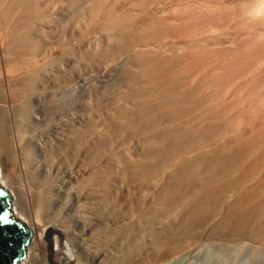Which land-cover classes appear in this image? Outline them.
<instances>
[{
  "label": "bare ground",
  "instance_id": "6f19581e",
  "mask_svg": "<svg viewBox=\"0 0 264 264\" xmlns=\"http://www.w3.org/2000/svg\"><path fill=\"white\" fill-rule=\"evenodd\" d=\"M235 1L0 0V186L33 233L20 264H125L139 216L140 242L174 257L210 237L165 235L187 199L228 244L264 246L261 37L215 46L249 9ZM65 33L79 60L60 56ZM79 61L106 86L120 71L105 115L76 95ZM172 183L193 189L179 209L156 197Z\"/></svg>",
  "mask_w": 264,
  "mask_h": 264
},
{
  "label": "rangeland",
  "instance_id": "374dc122",
  "mask_svg": "<svg viewBox=\"0 0 264 264\" xmlns=\"http://www.w3.org/2000/svg\"><path fill=\"white\" fill-rule=\"evenodd\" d=\"M240 1L243 3V6L249 8L248 10H250V11H248L246 9V11L244 10V12H242V14H239V13L237 15L235 14L236 18H234V21H232L231 26H234L235 24L236 25L233 28H229V32H228L227 28H228V26L230 24V22H229L228 26H226V28L224 29L228 33L227 32H225V34L223 33V36H225V35L226 36L225 37L221 36L222 37L221 38V42L219 43V41H220V39H219L217 44H215V46H218V44H220V47H223V45H227V44H231V45L236 44L237 46L235 45V47L238 48V45L242 44V45L239 46V48H240L241 46L242 47L244 46V44L242 42H244V40H246L247 37H252L254 39L258 38V37H261V41L262 42L261 41H259L260 43L257 42V47L255 49V56H264V0H240ZM200 2H198V3H200ZM235 2L241 3V2H239V0H236ZM174 6H177V4L176 5L173 4V7ZM244 13H245V16H246V14H248L247 17L248 16L249 17L247 18L245 16H242ZM252 19H254L253 20L254 22L252 21ZM233 22H235V24H233ZM248 22H251V23H248ZM240 27H242V28H240ZM251 27H253V29ZM231 29H232V31L235 34L231 31ZM234 29H236V30H234ZM93 31L89 35L90 38L87 39L90 42H92L94 39L99 37L98 36L99 33L95 32L97 30L95 29ZM91 34L94 35V37L92 36L93 39L91 38ZM230 34H232V36ZM95 36H96V38H95ZM63 37H65V38L62 40L63 41L62 42L63 45L61 46L60 56L62 55L63 57H65V56L67 57V55L70 54V56H71L74 53L73 54L74 56L72 55L73 58H77V59L79 57L81 58L83 56L82 52H84V49H83L84 46L83 45L80 46V44H82V42H80L81 39H80V41H78L79 39H77L75 37H74L75 40L73 38L71 39L70 37H67L66 33L63 35ZM241 39H242V41H241ZM238 40L240 41V43H239ZM78 42H79V44H78ZM87 63L88 62L82 63L81 61H79L78 65L80 67H82V68L78 67V70H79V72H78L79 73L78 74V81H77L78 89H77L76 95L79 98L90 99L92 101V103L95 104V107H94L95 108V112L105 115L104 111L106 109L107 102H109L108 101L109 100V98H108L109 94L108 93L113 91L114 88H121V85H120L121 83H119L120 81L118 80L120 71L116 72L117 73L116 77H115V75H113L111 77H108V80H110L112 83L110 82L111 84L106 86L104 83L101 82V80H100L101 78H98V77H100V74L97 72V70L95 68L93 69V67L92 68H90V67L87 68L86 67ZM262 67L264 69V64L262 65ZM125 73L126 74H124V78H125L124 82L127 81V78H129V76H131L130 77V81H136V78L133 77L134 75L129 74L128 71H125ZM95 76H98V77H95ZM132 79H135V80H132ZM111 85H113V86H111ZM166 128L169 129L168 127H166ZM158 131H159V127H158ZM139 136L140 135H135V137H139ZM131 138L133 140L134 137H131ZM163 142H164V144H163ZM131 143L137 145V143L133 140L132 142H130V143L128 142L127 143V145H126L127 148H129V146H130L129 144H131ZM160 144H162V145L166 144L167 145L168 143H166L164 140H162ZM162 145H160V146L161 147H166V146H162ZM131 146H130L129 149H132ZM140 146L142 147V145H140ZM161 161H162V163L160 162V165L159 164L155 165L156 167H158V169L161 166H163V162H165V160H161ZM156 167H154V168H156ZM172 184H173L174 189L176 188V190L173 189L172 185L171 186L170 185L169 186L164 185L165 187L163 186L161 188V190H160L161 192L159 191L157 193L158 195H156V197L160 198L162 196L161 194H162L163 190H167L163 194L165 195V193H166V196H168V195L172 196V201H171L170 206H172V207L175 206L174 208L177 209L178 207L180 208V205H177L176 203L179 204L180 200L176 201V199L179 198V196H182V198L185 197L186 193L188 195L186 197H188V198L192 197L193 192H191V191H193V189H190L191 190L190 191L186 187H181V185H174V183H172ZM177 186H180V187H177ZM170 187L172 188V190H171ZM178 188H180V189H178ZM179 190H180V192H179ZM184 190H185L186 193L184 192ZM181 191H182V193H181ZM188 192H189V194H188ZM174 193H175V195H174ZM190 194H192V195H190ZM153 196H155V195H153ZM147 197H150L151 199L156 198V197H151V196H147ZM188 200L189 199H187V201ZM156 201H158V200L156 199ZM173 201L176 202V203H173L174 205L172 204ZM187 201L185 203L186 205H188V203L190 202V201L189 202H187ZM198 201L199 200H197V202ZM192 202L189 203L190 205L187 206L188 208L190 207L189 209L188 208L183 209L184 206H186V205H183L184 203L181 204L182 206H181L180 210L182 209L181 211L183 213L181 211H179V213L180 212L181 213L180 214L177 213V214H178L179 219L181 220V217L183 218L185 212L187 211V213L185 214L184 217L186 218L188 213H190L189 216L192 217L195 220H191L192 218H190V220H189V216H187L188 221L190 223L194 221L196 226L194 225V222H193V224L191 223L192 225L189 227L187 225H189L190 223H187L185 225L184 224L180 225L181 221L178 220V219H177V223H174V220H172L173 222L171 220H169V221H171L170 223L169 222H167V223L164 222L165 226L163 225V227L166 229V230L164 229L166 231L165 235L170 236L174 241H180L183 237H185L190 232L191 233L193 232L192 233L193 235L196 234L195 236H198L199 235L198 233H200L202 230H206V232L208 234H210V237L207 240L201 241V242L195 244L194 247H190L185 252L180 253L178 255H175L174 256L175 258L173 257V255L169 256V257L165 256L164 253L162 254V252L157 254L155 256V258H154L153 255H152L153 250L147 244V241H146V244H144V241L140 242V237H138V236H141V234H143V230L142 229H143V227L145 225L143 223V221H142L143 219L141 220L142 217L139 216L136 219L137 222L133 220V222L135 224H133L134 227L132 226L133 228H132V231H131V239H133V237H135L134 238L135 240L133 239L132 240L133 242H131L130 246L133 247V248L131 249L132 251L130 250L128 252V255H127V258H126L128 261L126 260L125 264H264V246L260 247V245H259V246L255 247V246H253L251 244H246V245L245 244L244 245L235 244L236 242L235 243L233 242V245H231L232 242L228 241V239L226 238L227 235H225V234H227V233H224V235H223V233L221 235H219L218 232L212 230L211 227H209L210 225L205 226L206 223L204 221L208 220V217L210 216V214H204L203 215V213L200 212V207L198 208V206H197V205H199L200 201L198 203L194 202L195 204L192 203ZM156 203H155L156 205L153 203V205L151 206L152 208H154V210H156L158 208V206H159V202H156ZM191 206H195V207L192 208ZM151 207H150L149 210H151ZM192 209H195V210H192ZM184 210H185V212H184ZM197 210H199V211H197ZM191 211L193 213H194V211H196V212L194 214H192ZM141 212L142 211H140V213L139 212L136 213L135 217H137V214L141 215L142 214ZM199 213H201V214H199ZM143 214H144V212H143ZM160 214L164 217L165 214H167V213H166V211H164V212L159 211L158 215L161 216ZM175 216L177 218V215H175ZM166 217H167V215H166ZM205 217H207V218H205ZM158 218L159 217H157V219ZM159 219H162V218L160 217ZM163 219H165V218H163ZM196 221H198V222H196ZM151 223H156V221L155 222H151ZM173 223H174V225L172 227L171 224H173ZM139 224H141L142 227H140ZM177 226H179L178 229H177ZM182 226H185L186 228L185 227L180 228ZM193 227L195 229H193ZM190 228H191L192 231L190 230ZM186 229H188V230H186ZM176 230H178V232L180 231L179 234H178V232H176ZM141 231H142V233H140ZM173 231H174V233H173ZM187 231H188V233H186ZM132 232H133L134 235L132 234ZM170 232H172V234H175V235L173 236ZM222 237H225V238L222 239ZM227 241H228V243H231V244H228Z\"/></svg>",
  "mask_w": 264,
  "mask_h": 264
},
{
  "label": "water",
  "instance_id": "95a60500",
  "mask_svg": "<svg viewBox=\"0 0 264 264\" xmlns=\"http://www.w3.org/2000/svg\"><path fill=\"white\" fill-rule=\"evenodd\" d=\"M32 230L12 215L10 195L0 186V264H20L27 255Z\"/></svg>",
  "mask_w": 264,
  "mask_h": 264
}]
</instances>
